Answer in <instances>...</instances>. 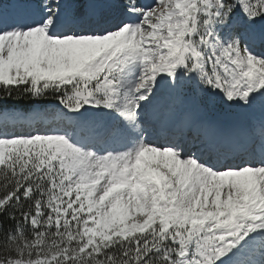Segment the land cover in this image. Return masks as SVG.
<instances>
[{
  "label": "snow or ice",
  "instance_id": "snow-or-ice-1",
  "mask_svg": "<svg viewBox=\"0 0 264 264\" xmlns=\"http://www.w3.org/2000/svg\"><path fill=\"white\" fill-rule=\"evenodd\" d=\"M0 264H264V0H0Z\"/></svg>",
  "mask_w": 264,
  "mask_h": 264
},
{
  "label": "trees",
  "instance_id": "trees-1",
  "mask_svg": "<svg viewBox=\"0 0 264 264\" xmlns=\"http://www.w3.org/2000/svg\"><path fill=\"white\" fill-rule=\"evenodd\" d=\"M14 102H19L22 104H28V103H30V100L28 98L18 97V98H16V100ZM40 103L45 104V105H49V104L55 103V101L51 100V98H46L45 100L40 101Z\"/></svg>",
  "mask_w": 264,
  "mask_h": 264
}]
</instances>
